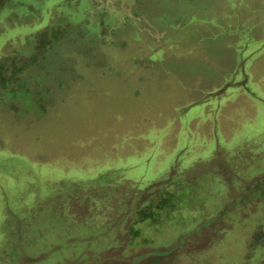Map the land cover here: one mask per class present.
Here are the masks:
<instances>
[{
  "label": "rangeland",
  "instance_id": "1",
  "mask_svg": "<svg viewBox=\"0 0 264 264\" xmlns=\"http://www.w3.org/2000/svg\"><path fill=\"white\" fill-rule=\"evenodd\" d=\"M0 264H264V0H0Z\"/></svg>",
  "mask_w": 264,
  "mask_h": 264
},
{
  "label": "trees",
  "instance_id": "2",
  "mask_svg": "<svg viewBox=\"0 0 264 264\" xmlns=\"http://www.w3.org/2000/svg\"><path fill=\"white\" fill-rule=\"evenodd\" d=\"M258 181H260V180H256V181L253 183V185H254L255 183H257Z\"/></svg>",
  "mask_w": 264,
  "mask_h": 264
},
{
  "label": "crops",
  "instance_id": "3",
  "mask_svg": "<svg viewBox=\"0 0 264 264\" xmlns=\"http://www.w3.org/2000/svg\"><path fill=\"white\" fill-rule=\"evenodd\" d=\"M228 165V164H227ZM219 166H224L223 164L219 163Z\"/></svg>",
  "mask_w": 264,
  "mask_h": 264
}]
</instances>
